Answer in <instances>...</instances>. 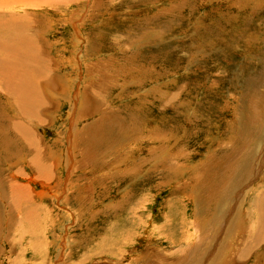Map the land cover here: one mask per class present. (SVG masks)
I'll return each mask as SVG.
<instances>
[{"label": "rangeland", "instance_id": "374dc122", "mask_svg": "<svg viewBox=\"0 0 264 264\" xmlns=\"http://www.w3.org/2000/svg\"><path fill=\"white\" fill-rule=\"evenodd\" d=\"M6 1L0 264H264V0Z\"/></svg>", "mask_w": 264, "mask_h": 264}, {"label": "bare ground", "instance_id": "6f19581e", "mask_svg": "<svg viewBox=\"0 0 264 264\" xmlns=\"http://www.w3.org/2000/svg\"><path fill=\"white\" fill-rule=\"evenodd\" d=\"M13 3H14V5H15V3L19 4L18 1L10 2V4H13ZM8 4H9V2H7V1L4 2V3L1 2V4H0L1 8L0 9H2L5 5H8ZM25 5H27V6L30 5L31 6L30 2H29V4H25ZM21 6L24 7V4L21 5ZM23 7H21V8H23ZM3 11H5V10H0V14L4 16L2 18V20H0V52H1L0 56L8 57V58H6L7 60L6 59L4 60V63H3L4 66L1 65L3 68L0 67V70H4L2 77H3L4 80H5V78L8 79V80L6 79L4 81V82H8V84L11 83V85H12V84H14L16 82V84H14V86H12L11 91H8V92L10 94L11 93L13 94V99H14V101H16L17 104H20L21 106L27 107L28 111H30L31 113L35 114L38 111L37 108L42 106V102L41 101H39V103H38V100H37L38 94L35 93L36 92V86H38V85H34L31 82L29 83L28 78L26 76L24 77V75L23 76H17V74L15 73L17 68L15 69V68L11 67L12 65L11 66H7L6 63H5V61H6L7 64L8 63L10 64V61H11L10 57H17V59H18V57H20V58L21 57H24V58L28 57L30 60L32 59V57H37L38 54H37V51H36V43H35V40L33 39L34 37L27 32L28 28L31 26V23L29 21L30 19L27 20L24 17L19 19V15L18 14H17V16L14 15V14H10V15L6 16V13L3 12ZM12 15H14V16L10 17ZM31 27H33V26H31ZM19 28H20V33L17 32L19 30ZM9 31H12L13 34L8 35ZM37 43H38V40H37ZM37 50L39 51L38 48H37ZM14 61L15 60H13V62ZM24 67H26V66H24ZM18 72H20V71H18ZM9 73L11 74L12 79H9V77H10ZM13 74H14V76H13ZM18 77H19V79H18ZM24 79L26 81H24ZM5 86H6V88H8L9 85H5ZM38 91H39V89H38ZM34 94H37V96L35 97ZM41 97L42 96H39L38 99L39 98L41 99ZM43 101H44V98H43ZM37 104L39 106H37ZM0 118H2V117L0 116ZM13 125H15V124H13ZM16 125H18V124H16ZM20 135L21 134H19V136ZM20 137H22V135ZM96 163L97 162H95V164Z\"/></svg>", "mask_w": 264, "mask_h": 264}]
</instances>
